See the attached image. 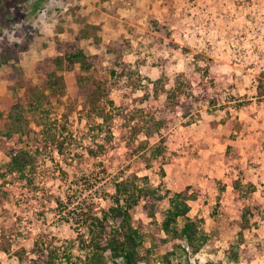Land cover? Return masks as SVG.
Wrapping results in <instances>:
<instances>
[{
  "label": "rangeland",
  "instance_id": "374dc122",
  "mask_svg": "<svg viewBox=\"0 0 264 264\" xmlns=\"http://www.w3.org/2000/svg\"><path fill=\"white\" fill-rule=\"evenodd\" d=\"M11 2L0 0V60L8 57L0 101L27 108L42 92L58 128L57 143L45 141L38 116L26 112V135L4 141L8 120L0 118V264H31L35 243L72 244L76 225L68 213L83 200L106 209L113 179L134 175L166 196L153 219L142 203L130 211L143 236L139 264H161L167 248L184 245L160 223L167 196L185 188L193 196L188 217L209 240L195 255L177 251L174 263L264 264V222L255 215L243 229L240 220L246 206L264 211V0H50L35 10V0L16 8ZM68 44L93 58L94 70L62 65L56 75L63 89L52 93L45 83ZM79 73L113 102L110 135L96 131L102 120L79 94ZM147 112L164 119L151 135ZM104 141L99 157L89 155ZM158 145L162 154L150 157ZM19 150L33 158L25 177L6 171ZM159 239L167 242L153 247ZM231 246L236 262L227 257ZM72 253L80 256L75 246Z\"/></svg>",
  "mask_w": 264,
  "mask_h": 264
},
{
  "label": "trees",
  "instance_id": "16d2710c",
  "mask_svg": "<svg viewBox=\"0 0 264 264\" xmlns=\"http://www.w3.org/2000/svg\"><path fill=\"white\" fill-rule=\"evenodd\" d=\"M11 7L16 8L27 0H10ZM48 3L49 0H35L32 4L33 10L38 9L43 3ZM1 9H4L3 7ZM5 16H11L5 14ZM70 51H67L54 59V65L56 69L51 73V76L45 83V88L50 92L55 93L63 89L62 78L56 75L58 69L65 65L67 68L72 66H79L81 72H91L94 70V59L85 55V53L74 45L68 44ZM8 57L6 55L1 56L0 68L3 65H7ZM80 74V73H79ZM114 74V71H111ZM77 74V84L79 88V94L83 98L85 104L89 107L91 114L102 120V123L97 124L95 129L97 132L106 131V134H111L107 130L110 117V110H113V102L111 100H105V92H103L102 85L97 81L81 76ZM9 79H15L14 73L9 74ZM152 83V82H151ZM176 98V94L169 92L167 99L172 100ZM46 96L40 92L34 94L28 107L25 108L19 102H8L6 100L0 101V118L3 114L6 115L8 125L4 134V141L11 138L14 135L23 137L26 135V129L28 127V120L25 116L26 112L35 113L39 118V126L42 130V135L45 141L50 143H57L55 141L56 131L58 128L57 121L52 120L49 115V111L44 109V102ZM210 106L214 105L213 102H208ZM108 106V107H107ZM107 110V111H106ZM149 116V126L147 135H151L154 130L158 131L164 125V119L159 118L155 120L153 116H150V112L146 113ZM148 126V127H149ZM0 131V136H3ZM110 138V136L108 137ZM108 141V140H107ZM57 151L60 153L61 145L57 144ZM106 142L96 145L94 151L89 152V155L93 157H99L105 148ZM163 148L158 145L149 150L150 157L160 156ZM139 149L134 153H138ZM32 154L27 150H19L17 152H11L9 155V161L7 163V172L10 174H17L19 177H25V172L32 163ZM237 184H234V190ZM188 188L183 191L175 192L168 197V207L161 215L160 228L161 231L174 241H179L184 245L173 244L172 247L167 248L161 257V264H181L180 261L173 260L176 257V252L180 251L185 256L197 254L209 240L208 234H206L199 226L196 220H192L188 217L190 207L188 201L193 196L187 194ZM0 194L6 196L3 186L0 184ZM105 198L109 205L106 209L99 208L97 211L96 204L93 201L83 200L78 203L71 215L68 213L66 219L67 222H73L76 225L75 241L69 245L57 246L54 244H44L40 247L35 243L33 253L35 258L31 260V264H139L146 260V255L140 252L143 245V236L140 234L138 228L132 224V218L130 211L136 207L139 203H142V210L145 216L149 219H153L156 215V204L160 200L164 199L158 188H152L149 186L146 177H137L136 175L129 178H115L113 179V192L106 194ZM103 199V197H102ZM62 205V204H59ZM258 215L260 220L264 222V211L260 206H246L241 213V227L248 229L252 226V218ZM183 220V224L179 226V221ZM242 233L240 232L239 235ZM166 239L157 240L156 247L160 244L166 243ZM76 247L80 253V256H73L72 249ZM146 254H150L151 250L145 251ZM227 257L232 262H236L238 259V252L234 246H231L227 251Z\"/></svg>",
  "mask_w": 264,
  "mask_h": 264
},
{
  "label": "crops",
  "instance_id": "0c3cea01",
  "mask_svg": "<svg viewBox=\"0 0 264 264\" xmlns=\"http://www.w3.org/2000/svg\"><path fill=\"white\" fill-rule=\"evenodd\" d=\"M158 1L162 2L163 0H158ZM183 1H184V0H183ZM49 2H50V0H49ZM49 2H48V6L50 5ZM81 2L83 3V0H81Z\"/></svg>",
  "mask_w": 264,
  "mask_h": 264
}]
</instances>
